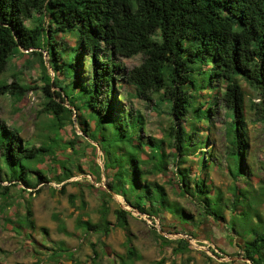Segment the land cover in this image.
Instances as JSON below:
<instances>
[{"label":"trees","instance_id":"1","mask_svg":"<svg viewBox=\"0 0 264 264\" xmlns=\"http://www.w3.org/2000/svg\"><path fill=\"white\" fill-rule=\"evenodd\" d=\"M35 13L41 16L35 17ZM59 32L73 36L74 44L60 48ZM22 50L37 54L41 60L45 74L44 109L52 115L53 131L64 128L67 121L73 122L75 110L88 142H97L103 152L105 172H112L108 188L102 190L101 222L89 216L84 219L86 214L82 212L77 217L80 229L108 234L110 200L113 194L122 195L132 209L119 206L114 212L116 225L124 229L129 243L127 256H121L123 264H127L125 258L131 260L138 254L128 220L133 210L152 217L170 213L177 219L179 212L187 219L191 217L179 201L171 200L164 183L148 177L154 173H161L165 183L177 185L178 194L203 193L205 213L222 220L219 222H228L226 209L220 204L223 195H212L204 179L192 176L187 160L203 148V144L198 145L199 140H193L200 128L198 124L205 120L209 127L216 106L221 104L231 116L226 125L230 143L227 157L235 156L238 169L245 172L247 180L252 174L245 165L246 116L249 111L264 125V0H0V74L5 72L11 57ZM44 50L55 72L53 77L48 74ZM139 53L143 54V61L127 69L120 57ZM62 75L71 78L70 84L60 82ZM85 75L89 77L84 79ZM119 77L132 84L139 97L154 100L156 94L170 102L171 121L163 137L142 134L143 117L132 108L125 112L119 105ZM246 86L257 94V101L250 99V106ZM32 88L16 79L11 83L0 79V95L8 93L16 100ZM205 90L214 100L200 98ZM190 113L193 116L189 118ZM182 120L189 123L188 128L179 125ZM90 121L94 122L93 128ZM69 142L73 144L72 140ZM59 143L52 139L40 146L29 145L17 129L0 121V194L8 198L12 185L33 187L29 172L37 170L46 154H55ZM61 143L67 148V142ZM145 154L146 158L142 156ZM171 160L177 166L169 174ZM148 163L150 167L145 166ZM5 181L10 184H3ZM260 181L263 197H256V189L250 196V192L245 194L243 213L246 218L255 212L262 225L258 230L253 228L250 238L240 236L239 247L245 260L224 264H264V216L259 211L264 204V181ZM210 196L217 199L219 208H212ZM69 197L75 204V195ZM81 202V208H86V200L82 198ZM25 204L27 223L35 229L32 202ZM157 234L177 244L175 252L188 250V239L170 240ZM64 251L71 250H54L49 260L71 264L64 259L71 261L73 256L66 257ZM95 254L98 256L97 249ZM33 264H40V260Z\"/></svg>","mask_w":264,"mask_h":264},{"label":"rangeland","instance_id":"2","mask_svg":"<svg viewBox=\"0 0 264 264\" xmlns=\"http://www.w3.org/2000/svg\"><path fill=\"white\" fill-rule=\"evenodd\" d=\"M39 16L41 13H35V17ZM30 23L31 20H28V24ZM57 41L60 48H65L74 44V37L59 32ZM43 57L48 66V74L53 77L55 72L47 50L43 51ZM143 58L142 53L132 57H120L127 69L139 65ZM87 63L90 64L89 57ZM44 76L38 55L26 50L11 57L5 72L0 74V79L4 78L9 83L16 79L21 84L33 86L21 100H16L8 93L0 95V121L17 129L24 142L29 145L40 146L43 143H50L52 139L60 141L55 154H46L44 161L37 165V170L41 172L37 170L29 172L33 187L28 188L25 184H22L24 188L12 185L8 198L0 194V262L33 264L39 259L40 264H62L57 261L58 259L50 261L49 255L54 250L64 247L71 250L64 251L66 257L73 256V260L68 261L66 258L64 261L71 264H123L121 256H127L129 243L124 229L116 225L114 211L119 206L127 209L132 207L122 195L113 194V199L109 203L108 219L111 221V229L108 234L89 231L86 233L78 227L77 217L82 212L86 214L84 219L89 216L94 221L101 222L102 190L108 188L112 172H105L103 152L97 142H88V136L79 128L75 110L73 122L67 121L64 128L53 131L52 115L44 109L45 93L42 89L45 84ZM88 77L85 75L84 79ZM60 82L70 84L71 78L62 75ZM116 88L117 95L122 93L119 105L125 112L132 108L137 115L143 117L142 134L163 137L171 121L170 102L156 94L153 95L154 100L139 97L134 86L121 77L116 81ZM246 90L249 93L247 105L250 106V99L254 98L257 101L255 98L257 94L247 86ZM76 91L75 89V93ZM209 92L207 90L200 98L214 100ZM192 116L190 113L189 118ZM230 119V111L227 108L221 104L216 106L212 124L208 127L207 121H201L198 124L200 128L196 129L193 136V140L195 142L199 140L198 145L203 144V148L197 150L187 160V166L192 167V176L204 179L206 185L212 189V195L215 196L216 193L223 195L224 199L220 204L226 209L225 221L228 222H219L222 220H215L205 213L203 193L194 192L192 195L183 196L177 193L180 191H176L177 185L165 183L161 173L149 174L151 180L166 185L171 200L179 201L191 217L187 219L182 212L176 215L177 219L170 213L152 217L133 210L128 220L133 245L138 254L131 260L125 258L127 264H224L233 260L238 262L245 260L239 247L242 242L240 236L250 238L254 235L253 228L258 230L262 225L255 212L245 218L243 211L246 207L244 209L243 206L244 195L250 192V196L254 189L258 199L263 197L259 189L263 186L260 180L264 181V125L253 113L247 111L245 165L246 171L252 170V174L249 175L251 178L247 180L245 172L238 169L235 156H231L230 159L227 157L230 143L226 125ZM90 124L93 128L94 122L90 121ZM180 124L189 127L186 120L179 121ZM70 140L74 146L70 144ZM61 142H67V148H64ZM166 149L170 151L171 147L166 145ZM142 156L146 158L147 154ZM145 166L150 167L151 163ZM176 166V162L171 160L169 174L176 170ZM3 184L10 183L5 181ZM91 184L95 188H92ZM70 194L75 195V204L71 203ZM82 198L87 202L84 209L81 208ZM211 199L212 208L221 206L215 197ZM25 201L32 202L35 229L30 228L27 223ZM259 211L264 216V204ZM186 223L191 226H187ZM45 228L47 231L43 230ZM157 232L170 240L188 239L190 243L188 250L175 252L177 244L165 241ZM95 249L98 250V256Z\"/></svg>","mask_w":264,"mask_h":264}]
</instances>
